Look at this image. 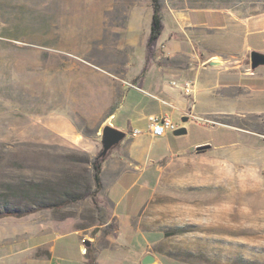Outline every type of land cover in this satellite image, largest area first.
<instances>
[{"label":"rangeland","instance_id":"obj_1","mask_svg":"<svg viewBox=\"0 0 264 264\" xmlns=\"http://www.w3.org/2000/svg\"><path fill=\"white\" fill-rule=\"evenodd\" d=\"M160 2L240 17L264 11V0ZM126 21L125 0H0V200L7 193L19 202L16 187L30 181L88 190L102 149L107 95L118 99L134 81L124 80L118 46ZM172 121L187 128L178 142L185 149L216 142L218 135L229 143L225 127L180 115ZM231 122L241 132L233 145L194 147L162 161L140 220L139 250L157 258L148 264H264V111ZM140 127L143 153L159 152L157 139L150 141ZM94 199L71 201L65 209L92 236L109 218ZM114 226L110 219L105 230ZM118 251V264H130L132 250Z\"/></svg>","mask_w":264,"mask_h":264},{"label":"crops","instance_id":"obj_2","mask_svg":"<svg viewBox=\"0 0 264 264\" xmlns=\"http://www.w3.org/2000/svg\"><path fill=\"white\" fill-rule=\"evenodd\" d=\"M125 9L127 21L118 46L125 56L121 62L124 80L134 79L129 81L134 86L126 82L118 99L116 94H108L101 111L102 114L107 111L103 125L110 124L125 132L124 138L109 150L100 168L101 188L96 196L98 207H106L109 218L92 236L89 234L92 226L90 229L78 226L76 216L67 214L68 204L35 208L20 215H2L0 264H118V248L124 247L132 250L128 255L130 264H143L145 254L139 250L140 220L158 180L162 161L201 145H233L241 132L231 121L264 111V63L251 67L247 59L252 51L264 54V11L240 17L221 8L162 5L163 29L157 39L156 53L142 72L151 2L125 0ZM172 81H177L178 86H173ZM185 81L192 83L190 95L181 88ZM152 115H167L171 120L177 115L181 119L187 116V120L190 118L202 125L225 127L229 143L223 145L218 135L216 142L197 141L195 146L185 149L178 142L187 128L175 123L176 129L184 128L185 132L177 134L174 129L154 137L148 130ZM144 125L149 140L157 139L160 143L159 152L143 153V140L139 138L142 132L132 134L135 128L142 129L140 126ZM65 138L70 137L65 135ZM91 168L89 190L95 188ZM76 185H57L54 189L78 192L81 189ZM19 195L21 200L12 203L24 208L26 201ZM110 219L115 220L111 232L105 230ZM104 240L112 241L104 245ZM89 247L94 250L93 263L89 261Z\"/></svg>","mask_w":264,"mask_h":264},{"label":"trees","instance_id":"obj_3","mask_svg":"<svg viewBox=\"0 0 264 264\" xmlns=\"http://www.w3.org/2000/svg\"><path fill=\"white\" fill-rule=\"evenodd\" d=\"M152 6V16L150 22V31L145 44V62L142 68V72L147 69L153 60L156 53L157 39L163 29V23L161 18V2L160 0H150ZM109 152V151H108ZM108 152L105 155H98L92 162L93 177L95 182V188L93 190H84L82 192H57L54 188L48 186H42L35 181L28 182L25 186H17V193L21 194V197L26 201L24 208L13 205L9 199V194L5 193L1 196L0 200V216L15 214L20 215L28 210L35 208L52 207V206H64L65 204L80 200L86 197H92L95 200V196L101 188L100 180V168L103 160L106 158ZM90 263L94 262V250L92 248L87 249Z\"/></svg>","mask_w":264,"mask_h":264},{"label":"water","instance_id":"obj_4","mask_svg":"<svg viewBox=\"0 0 264 264\" xmlns=\"http://www.w3.org/2000/svg\"><path fill=\"white\" fill-rule=\"evenodd\" d=\"M264 63V54H261L257 51H252L250 53V65L251 67H256L258 64ZM187 116L182 117V121L187 120ZM175 133H183L185 132L184 128H178L174 131ZM102 149L99 155H105L113 146L118 144L125 136V132L117 129L109 124L103 125L102 130ZM205 146V145H201ZM199 146V147H201ZM154 261V257L151 254H146L143 259V264L152 263Z\"/></svg>","mask_w":264,"mask_h":264},{"label":"built area","instance_id":"obj_5","mask_svg":"<svg viewBox=\"0 0 264 264\" xmlns=\"http://www.w3.org/2000/svg\"><path fill=\"white\" fill-rule=\"evenodd\" d=\"M127 84H130L127 82ZM171 84L173 86H178L177 81H172ZM134 86V85H132ZM186 95H190L193 93L192 83L189 81H185L184 85L181 87ZM188 116H194L191 112H186ZM177 128V125L170 119L167 115H152L148 120V130L149 133L154 137H159L165 135L168 131H173ZM139 129L133 130V135L139 133Z\"/></svg>","mask_w":264,"mask_h":264}]
</instances>
